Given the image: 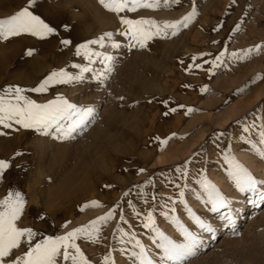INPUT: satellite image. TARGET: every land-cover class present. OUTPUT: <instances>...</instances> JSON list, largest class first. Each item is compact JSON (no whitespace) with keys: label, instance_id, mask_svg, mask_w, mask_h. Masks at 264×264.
<instances>
[{"label":"rangeland","instance_id":"374dc122","mask_svg":"<svg viewBox=\"0 0 264 264\" xmlns=\"http://www.w3.org/2000/svg\"><path fill=\"white\" fill-rule=\"evenodd\" d=\"M193 3L197 7L196 18L175 36L154 37L143 49L129 51L122 48L117 53L119 59L106 88L96 87L95 82L89 83V73L84 84H63L53 86L45 93H25L38 102L53 99L57 94L72 103L94 102L98 114L86 130L77 133L75 139L65 141L18 125H13L12 129L0 127L8 133L3 134V139H11L10 142L2 140L3 144L11 147L14 153H24L10 160L11 166L2 180L9 179V182L0 189V199L10 190L20 191L25 197L22 225L34 226L45 234L54 230L62 234L102 216L114 204H121L125 219L129 221L128 225L121 226L136 232L148 244V232L142 229L141 220L149 207L155 208L158 226L170 236L177 235L161 216L167 208L156 205L164 204L169 196L176 199L178 189L174 184H183V181L168 182L174 176L172 169L193 152L200 150L196 163L190 166V186L195 185L196 169L202 165L208 179L222 192L234 193L222 155L229 138L230 155L258 178L264 175V160L252 151L249 143L238 139L243 125H252L256 117H260L256 126L245 136L256 141L259 131L264 130V48L243 59L226 61L227 67L215 70L214 74L206 71L210 65H203L204 59H213L225 46L230 54L257 44L264 45V0H180L178 5L169 7L161 0L157 9L139 8L135 12L119 14L107 11L98 0H39L36 12L46 22L57 26L61 36L71 38L73 45L64 47L58 38L41 41L29 34L0 39V48L14 43H20L21 48L0 75V91L8 85L30 88L53 69L64 67L67 71H75L70 65L83 62L82 58L74 56L75 43L94 38L104 31L123 30L125 26L121 25L120 16L175 20L190 11ZM25 6L27 0H19L16 10L7 13L0 10V19ZM55 11L62 14L60 22L50 18ZM64 17H67L65 21ZM64 24L71 26L69 32L64 31ZM116 38L122 45L127 43V38L119 36L118 31ZM213 40L217 43L213 44ZM29 48L35 50L31 56L25 54ZM201 52L212 55L201 57ZM194 55L197 56L195 61L191 59ZM18 62L21 65L16 67ZM26 63H34V69L28 68ZM196 63L202 67L196 68ZM189 65L193 67L189 68ZM95 67L99 69L101 65L97 63ZM254 78L255 82H252ZM205 84L209 91L201 93L200 88ZM241 88L244 91L237 93ZM120 96L124 99L119 100L117 97ZM164 100L169 102V107L183 104L185 109L177 108L176 112L165 116ZM187 107L197 111L185 115ZM237 120L240 123H235ZM225 129L228 134L217 141L213 133ZM172 133L176 135L172 137ZM156 136L171 139L161 149L154 139ZM236 151L248 152L259 165L257 170ZM140 168L145 171L139 173ZM145 181L149 183L145 184ZM141 186L148 197L147 203L138 195ZM126 191H130L128 197L122 195ZM153 195L155 204L151 199ZM128 199L142 210L140 217L133 215L127 207L125 201ZM186 199L194 212L207 214V208L191 193ZM92 200L99 201L102 206H91ZM85 204L89 206L81 211ZM167 207H172L171 202ZM41 213L44 221L37 219ZM175 214L189 223L178 200ZM65 221L69 222L67 228H61ZM118 221L117 213L102 225L98 243L78 240L92 264H102L103 255L113 248L115 264H131L127 253L120 251L121 248L130 251L131 245H121L113 238ZM236 226L239 235L222 230L201 254L190 260V264H264V205L245 206Z\"/></svg>","mask_w":264,"mask_h":264},{"label":"snow or ice","instance_id":"6c2138e0","mask_svg":"<svg viewBox=\"0 0 264 264\" xmlns=\"http://www.w3.org/2000/svg\"><path fill=\"white\" fill-rule=\"evenodd\" d=\"M235 2V0H234ZM104 9L113 13L135 12L139 8L157 9L160 7L161 0H98ZM180 0H163L165 7L178 5ZM39 8V0H27V6L21 7L14 14L0 19V39L29 34L41 41L49 38H58L59 44L64 47L73 45V41L68 36H61L58 27L45 21L41 14L36 12ZM197 16V7L193 3L191 10L182 15L179 19L157 21L149 18L130 19L127 16H120L121 25L125 26L123 30L104 31L100 35L84 40L74 45V56L82 58V63H72L70 67L75 71H67L61 67L51 70L34 86L24 88L20 85H8L0 91V126L4 129L12 128L18 125L23 129L34 130L43 136L52 137L55 140L65 141L75 139L77 133H82L87 129L90 122H93L97 116V108L93 103L77 104L70 102L63 95L57 94L53 99L45 102H38L35 99L25 95L26 92L45 93L53 86L63 84H84L86 74L89 83L95 82L96 87L104 89L107 87V81L115 70L119 59L117 53L122 48L131 51L133 48H145L147 42L154 37L166 38L175 36L181 28H187ZM65 32L70 31V25H62ZM119 36L127 38V43L122 45L116 38V32ZM213 44L217 41L213 40ZM264 48V45L257 44L252 48L227 53L226 46L211 60L204 59L203 65H210L206 71L214 74L215 70L221 67H227L226 61L231 59H243L250 53ZM111 49V51H109ZM35 50L27 49L26 55L31 56ZM242 53V55H241ZM201 57L210 56L211 53L199 54ZM195 61L197 56H192ZM99 63L98 69L95 65ZM196 68H201L202 64L196 63ZM189 68L193 65H189ZM259 78V77H256ZM252 82H255V79ZM187 87V85H185ZM208 85L200 88L201 93L208 92ZM243 88L238 89L237 93H242ZM123 100L124 97H117ZM151 102V101H149ZM166 106L163 113L168 116L177 111V108L185 109V105L179 104L176 107H169L167 100L162 101ZM227 103V101L225 102ZM197 111L192 107H187L185 115ZM256 117L252 125L244 124L238 134V139L244 140L251 145L252 151L264 160V130L259 131L256 141L245 136V133L253 131L256 126ZM235 123H240L239 120ZM3 134V133H0ZM227 130L214 132L213 135L219 141L221 137L227 135ZM176 134L172 133L174 137ZM183 137H181L182 139ZM161 149L171 137L161 139L154 137ZM219 147V145H217ZM231 142L222 151L223 163L226 165L225 172L227 179L231 181L234 188L233 194L222 192L206 175V170L201 165L196 169L197 179L195 185L190 186V166L196 163L195 158L200 155V150L193 152L182 163L173 167V179L168 182L172 184L175 180H182L183 184L175 183L178 189L175 194L167 197L164 204L156 205L166 211L161 212V216L173 227L176 236L166 234L158 226V220L155 214V208L149 207L141 220V227L148 232V244L140 239L136 232L126 230L121 225H128L129 221L125 219L124 207L121 204H114L102 216H98L87 224L73 227L62 234L54 230L51 234H45L34 226H24L21 223L25 210L26 200L20 191L10 190L3 199H0V264H92L81 247L78 240L89 243H98L102 225L119 214L113 238L121 245H131V250L121 248V253H127L131 264H190V260L202 253L210 240H215L217 234L222 230L231 232L233 235H239L237 231V218L244 210L245 206L260 207L264 205V175L259 178L253 174L247 167L241 164L236 158L230 155ZM24 153L17 151L14 156H21ZM11 166L10 160L0 159V181ZM143 168L138 169L143 173ZM149 181H145V184ZM111 187V185H106ZM191 193L201 204L207 208V214L201 215L193 211L187 203V195ZM124 197L130 195V191L122 194ZM140 198L148 202V197L143 191L138 193ZM155 204L156 197H151ZM179 201L184 212L188 217L189 223L183 222L176 215V203ZM171 202L172 207L168 208ZM133 215L140 217L142 210H138L131 199L125 201ZM91 206H102L99 201L92 200ZM89 204L81 206L83 211ZM37 219L44 221L45 217L41 213ZM68 221H65L61 228H67ZM130 226V225H129ZM118 233V235H116ZM113 251L110 249L103 255L102 264H115Z\"/></svg>","mask_w":264,"mask_h":264},{"label":"bare ground","instance_id":"6f19581e","mask_svg":"<svg viewBox=\"0 0 264 264\" xmlns=\"http://www.w3.org/2000/svg\"><path fill=\"white\" fill-rule=\"evenodd\" d=\"M18 3H19V0H0V10L1 11H4V12H12L14 10H16L18 8ZM48 5V4H47ZM46 6V4H45ZM51 6V5H49ZM41 7V6H40ZM43 7V6H42ZM52 7V6H51ZM59 9V8H58ZM56 9V10H58ZM61 10V9H60ZM47 15H48V11L45 12ZM61 15L58 11H55L53 14H51L50 18L54 21H59L60 18H61ZM68 17V16H67ZM67 17H64V21L67 19ZM69 21V20H68ZM60 22V21H59ZM98 25V24H97ZM27 40V39H26ZM17 41V40H16ZM25 41V40H24ZM27 42V41H26ZM20 44V43H19ZM19 44L17 43H14L12 45H9L7 47H1L0 48V75H2V73L4 72V70H6L10 64V62L12 61V57L17 55V52H19L21 50V48L19 47ZM27 44V43H26ZM2 46V45H1ZM53 46V45H52ZM34 49V48H33ZM36 49V48H35ZM50 49V48H49ZM22 52V51H21ZM40 53V52H39ZM53 53V52H52ZM20 54V53H19ZM38 54V53H37ZM43 54V53H42ZM44 55V54H43ZM17 57V56H16ZM21 58V57H20ZM26 58V57H25ZM16 59V58H15ZM14 60V59H13ZM22 60H24V58H22ZM14 62V61H13ZM21 62V61H20ZM18 62V64L16 65V67H18L19 65H21V63ZM26 62V60H25ZM43 62V60H42ZM12 63V62H11ZM20 63V64H19ZM23 63V62H22ZM28 64V68H30L31 70L34 69L35 67V64L34 63H26ZM25 64V65H26ZM21 68V67H20ZM13 72H15L13 70ZM32 74H35V72H32ZM37 74V73H36ZM34 76V75H33ZM1 77V76H0ZM5 77V76H4ZM30 77H31V73H30ZM13 78V77H12ZM35 78V76H34ZM1 79V78H0ZM3 79V78H2ZM31 79V78H30ZM2 127V126H0ZM12 129V128H11ZM7 131V130H6ZM12 132V131H11ZM10 132V133H11ZM0 133H3L4 135L5 134H8L2 130H0ZM3 134H0V159H5V160H12L14 159V150L7 146V144H3L2 140L4 135ZM7 136V135H6ZM14 137V136H13ZM8 138V137H7ZM6 138V139H7ZM10 138V137H9ZM5 139V140H6ZM18 139L20 140V138L18 137ZM8 140V139H7ZM11 140V139H9ZM8 140V141H9ZM7 141V142H8ZM10 142V141H9ZM8 142V143H9ZM18 145V144H17ZM17 149V146L15 147ZM236 153L241 156V158L247 162V164L249 166H251L253 169H256L259 167V165L256 163V161L253 160V157L248 153V152H244V151H236ZM7 174V173H6ZM10 176V175H9ZM7 178V177H6ZM9 182V179H6L5 181H0V189L2 188V186L8 184Z\"/></svg>","mask_w":264,"mask_h":264}]
</instances>
